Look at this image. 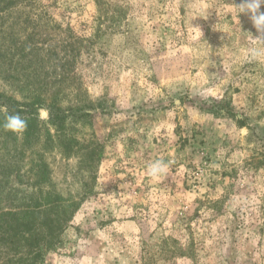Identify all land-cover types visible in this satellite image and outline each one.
Returning <instances> with one entry per match:
<instances>
[{
	"label": "rangeland",
	"instance_id": "1",
	"mask_svg": "<svg viewBox=\"0 0 264 264\" xmlns=\"http://www.w3.org/2000/svg\"><path fill=\"white\" fill-rule=\"evenodd\" d=\"M239 2L0 0V94L67 111L80 148L38 110L43 193L77 204L38 264H264V60ZM29 179L0 184L5 209L31 203Z\"/></svg>",
	"mask_w": 264,
	"mask_h": 264
},
{
	"label": "trees",
	"instance_id": "2",
	"mask_svg": "<svg viewBox=\"0 0 264 264\" xmlns=\"http://www.w3.org/2000/svg\"><path fill=\"white\" fill-rule=\"evenodd\" d=\"M66 77L65 69V79ZM43 107L48 110L47 125L55 127L56 131H62L65 127V140L59 141V145L64 147L65 156L78 153L80 149L76 147L74 149L75 144L71 143L72 140L66 133L67 111L55 107L54 103L45 104L40 96L26 97V101L19 103L0 94V125L13 113H19L28 121L27 129L20 133L22 144L20 148L15 145L18 136L0 126V184L6 183L12 176L19 179L25 176L29 179L30 176L31 186L35 189L30 204L10 209H5L1 205L0 190V264H38L43 255L56 244L58 236L66 229L77 210L76 203L69 199L63 200L55 193H43L41 187L48 179L49 169L43 160L44 151L33 152V146L44 127L37 115L38 110ZM49 140H46V146L52 144ZM32 154L36 158L31 166ZM96 154L97 151L94 149L87 150L85 158L91 162ZM25 156L28 167L23 170ZM88 162L84 159L82 163L87 165ZM166 243H163V248L167 246ZM172 253H178L180 256L183 254L178 247Z\"/></svg>",
	"mask_w": 264,
	"mask_h": 264
},
{
	"label": "clouds",
	"instance_id": "3",
	"mask_svg": "<svg viewBox=\"0 0 264 264\" xmlns=\"http://www.w3.org/2000/svg\"><path fill=\"white\" fill-rule=\"evenodd\" d=\"M230 5L236 13L238 20L241 15H245L255 28L256 35H253L251 32H243L247 34V38L250 41V46L247 49L249 59L264 60V11L261 10L264 8V0H240L239 4ZM193 31L203 36L198 26L193 27ZM0 126L5 131L20 134L27 129L28 121L19 113H13L9 114ZM168 170V162L156 159L148 163L146 172L149 177L156 179L166 174Z\"/></svg>",
	"mask_w": 264,
	"mask_h": 264
}]
</instances>
